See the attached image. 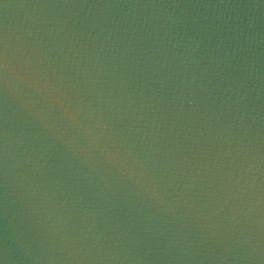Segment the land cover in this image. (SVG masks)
<instances>
[{
  "label": "water",
  "instance_id": "water-1",
  "mask_svg": "<svg viewBox=\"0 0 264 264\" xmlns=\"http://www.w3.org/2000/svg\"><path fill=\"white\" fill-rule=\"evenodd\" d=\"M0 264H264V0H0Z\"/></svg>",
  "mask_w": 264,
  "mask_h": 264
}]
</instances>
